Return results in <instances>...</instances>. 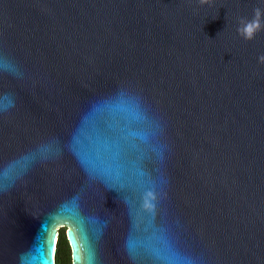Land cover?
I'll use <instances>...</instances> for the list:
<instances>
[{"label": "water", "instance_id": "95a60500", "mask_svg": "<svg viewBox=\"0 0 264 264\" xmlns=\"http://www.w3.org/2000/svg\"><path fill=\"white\" fill-rule=\"evenodd\" d=\"M257 8L0 0V264H264Z\"/></svg>", "mask_w": 264, "mask_h": 264}, {"label": "clouds", "instance_id": "9594fccd", "mask_svg": "<svg viewBox=\"0 0 264 264\" xmlns=\"http://www.w3.org/2000/svg\"><path fill=\"white\" fill-rule=\"evenodd\" d=\"M201 2H204V0H201ZM254 11H255V18L251 21L242 22L241 28L238 29L240 35L248 40L253 39L256 32L261 30V24L259 23V18L261 17V15H264V13H262L261 9L259 8L255 9ZM259 60L261 63H264V55L259 57Z\"/></svg>", "mask_w": 264, "mask_h": 264}, {"label": "trees", "instance_id": "16d2710c", "mask_svg": "<svg viewBox=\"0 0 264 264\" xmlns=\"http://www.w3.org/2000/svg\"><path fill=\"white\" fill-rule=\"evenodd\" d=\"M70 249L69 242L67 240L66 232L60 233L58 246H57V264H70L71 255L68 250Z\"/></svg>", "mask_w": 264, "mask_h": 264}, {"label": "snow or ice", "instance_id": "6c2138e0", "mask_svg": "<svg viewBox=\"0 0 264 264\" xmlns=\"http://www.w3.org/2000/svg\"><path fill=\"white\" fill-rule=\"evenodd\" d=\"M3 65L0 64V70L3 69ZM143 203L146 207L151 206L154 203L153 192L150 189H145L142 193Z\"/></svg>", "mask_w": 264, "mask_h": 264}]
</instances>
